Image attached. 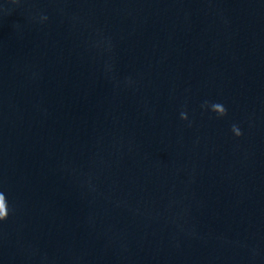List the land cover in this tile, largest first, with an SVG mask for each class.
Masks as SVG:
<instances>
[{"label": "water", "instance_id": "obj_1", "mask_svg": "<svg viewBox=\"0 0 264 264\" xmlns=\"http://www.w3.org/2000/svg\"><path fill=\"white\" fill-rule=\"evenodd\" d=\"M0 195V264H264V0H0Z\"/></svg>", "mask_w": 264, "mask_h": 264}, {"label": "clouds", "instance_id": "obj_2", "mask_svg": "<svg viewBox=\"0 0 264 264\" xmlns=\"http://www.w3.org/2000/svg\"><path fill=\"white\" fill-rule=\"evenodd\" d=\"M224 111H225L224 109L221 110V114L222 115L224 114ZM181 118L182 119L184 118L183 114H181ZM233 130L235 131L237 136L240 135L239 130L235 126H233ZM5 215H6V212H5V201H4V197L2 195H0V220H3Z\"/></svg>", "mask_w": 264, "mask_h": 264}]
</instances>
